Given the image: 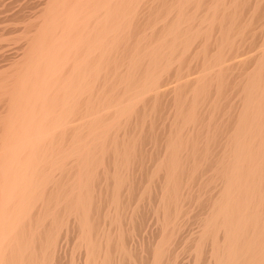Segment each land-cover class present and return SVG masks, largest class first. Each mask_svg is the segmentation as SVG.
I'll list each match as a JSON object with an SVG mask.
<instances>
[{
	"label": "bare ground",
	"instance_id": "1",
	"mask_svg": "<svg viewBox=\"0 0 264 264\" xmlns=\"http://www.w3.org/2000/svg\"><path fill=\"white\" fill-rule=\"evenodd\" d=\"M0 264H264V0H0Z\"/></svg>",
	"mask_w": 264,
	"mask_h": 264
}]
</instances>
